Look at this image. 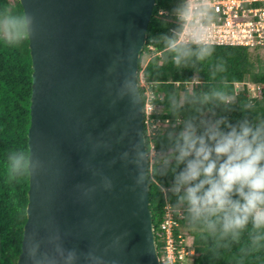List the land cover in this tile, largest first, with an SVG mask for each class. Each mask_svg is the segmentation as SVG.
<instances>
[{
    "label": "water",
    "instance_id": "water-1",
    "mask_svg": "<svg viewBox=\"0 0 264 264\" xmlns=\"http://www.w3.org/2000/svg\"><path fill=\"white\" fill-rule=\"evenodd\" d=\"M18 1L32 83L16 264H160L147 159L130 162L133 144L146 152L143 104L120 94L138 77L155 0Z\"/></svg>",
    "mask_w": 264,
    "mask_h": 264
},
{
    "label": "clouds",
    "instance_id": "clouds-1",
    "mask_svg": "<svg viewBox=\"0 0 264 264\" xmlns=\"http://www.w3.org/2000/svg\"><path fill=\"white\" fill-rule=\"evenodd\" d=\"M210 9L208 4L185 0H180L173 9L178 28L159 39L177 68L188 66V59L193 55L198 61L213 56L214 46L201 39L205 22L212 20ZM28 22L26 14L15 16L6 12L0 15V33L8 44H17ZM185 26L190 39L180 38V28ZM120 94L127 96L136 110L142 92L134 73L121 81ZM228 95L218 88L171 91L168 93L169 111L178 115L186 105L198 113L203 105L230 110L235 97L226 102ZM241 111L256 110L252 104H244ZM167 140V151L150 154L141 145L133 144L130 162L142 168L143 161L148 162L150 158L154 175H171V182L163 191L166 189L175 198L171 207L180 211L185 230L206 242L207 251L215 257L233 247L241 254L264 250V115L249 118L245 114L230 120L226 115L212 112L209 116L177 119L167 132ZM27 168L24 151L7 154L8 179L13 178V174H23ZM142 178L141 171L137 182Z\"/></svg>",
    "mask_w": 264,
    "mask_h": 264
},
{
    "label": "trees",
    "instance_id": "trees-1",
    "mask_svg": "<svg viewBox=\"0 0 264 264\" xmlns=\"http://www.w3.org/2000/svg\"><path fill=\"white\" fill-rule=\"evenodd\" d=\"M179 2L180 0H155L146 30L147 42L152 40L155 48L161 52L160 56H152L142 71L148 89L154 95L151 102L159 106L153 112L152 118L154 122L166 120L171 124L164 130L159 127L151 141L146 137L147 153L150 152L151 145L156 152L167 151V132L177 119L182 120L201 114L209 116L212 112L226 115L230 120L245 114L249 118L264 115V63L256 57L252 59L246 46L212 44L215 49L214 54L206 60L198 61L193 55L188 59V66L177 68L173 65L159 37L163 34H171L178 28L173 9ZM160 10L164 13H160ZM6 12L15 16L23 15L18 0H14L11 5L8 0H0V15ZM141 57L142 52L138 60V71L141 70ZM31 73L26 28L22 39L14 45L8 44L0 33V264H16L20 253L23 225L26 221L28 169L23 174L19 176L13 174V178L8 179L6 156L10 151L22 150L27 154L28 159L27 130L30 124ZM245 80L259 87L258 95L250 97L245 87L242 90L236 88V83ZM137 82L139 84L138 77ZM187 83L191 84L190 90L186 88ZM152 84L158 86L153 87ZM138 86L144 103L145 87ZM209 88L222 89L228 93L226 102L235 97V102L229 105L230 110H224L217 105H203L201 112L198 113L186 105L178 115H173L169 111V92L183 93L192 89L206 91ZM244 104H252L256 111L242 112L241 108ZM147 177L149 208L158 246V226L163 218L165 203L171 204L175 198L171 193L163 191V188H167L171 182L170 174L154 175L152 163L148 161ZM179 221L184 227L183 219L179 218ZM191 235L194 249L192 264H264V250L241 254L233 247L231 250L223 251L219 257H215L207 251L206 242L193 233Z\"/></svg>",
    "mask_w": 264,
    "mask_h": 264
},
{
    "label": "built area",
    "instance_id": "built-area-1",
    "mask_svg": "<svg viewBox=\"0 0 264 264\" xmlns=\"http://www.w3.org/2000/svg\"><path fill=\"white\" fill-rule=\"evenodd\" d=\"M185 2L211 6L212 20L205 22V34L201 39L217 45H242L247 46L249 50L264 49V0H185ZM159 12L164 13L161 10ZM188 32L189 29L186 26L181 27L180 38L190 39L191 37L187 35ZM141 52L142 54L147 52L161 55L152 40L148 42L146 40ZM138 79V85L145 87V101L143 103L144 137L145 141L146 137L151 141L160 127L157 125L161 123V120L154 122L152 118V114L158 105L151 102L154 95L148 89L142 71L138 72ZM152 152H156L153 145L150 147L149 154ZM150 163H152L151 159ZM179 218H182L180 211L173 209L171 204L166 202L163 218L158 226V246L154 237L160 264H192L194 249L192 241L189 242L186 239V237L189 239L191 237L181 226Z\"/></svg>",
    "mask_w": 264,
    "mask_h": 264
},
{
    "label": "rangeland",
    "instance_id": "rangeland-1",
    "mask_svg": "<svg viewBox=\"0 0 264 264\" xmlns=\"http://www.w3.org/2000/svg\"><path fill=\"white\" fill-rule=\"evenodd\" d=\"M8 1H9V4L11 5V3L14 0H8ZM249 53H250L252 59L258 58L260 61H262L264 63V49L249 51ZM152 56H160V55L149 54L147 52L142 54L140 72L143 71V67L146 65V63L150 60V58ZM235 86L238 90H242L245 87V89H247V91L249 92L250 97H254V96L258 95L259 87L256 84L250 82L249 80H245L244 82H241V83H236ZM186 88H188L190 90L191 84L187 83ZM157 107H159V106H157ZM157 126L158 127L160 126L161 130H164V129L169 128L171 126V124L168 123L166 120H162L161 123H159ZM149 162H150V158H149ZM187 233H189V236L191 237V239H189V237H186V239H188V241L190 242V241H192L193 236L191 235V233L189 231H187ZM187 262H189V260H187Z\"/></svg>",
    "mask_w": 264,
    "mask_h": 264
},
{
    "label": "bare ground",
    "instance_id": "bare-ground-1",
    "mask_svg": "<svg viewBox=\"0 0 264 264\" xmlns=\"http://www.w3.org/2000/svg\"><path fill=\"white\" fill-rule=\"evenodd\" d=\"M194 83V82H193ZM169 122V121H168Z\"/></svg>",
    "mask_w": 264,
    "mask_h": 264
}]
</instances>
